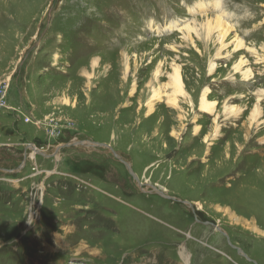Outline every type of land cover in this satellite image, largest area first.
<instances>
[{
  "label": "rangeland",
  "instance_id": "obj_1",
  "mask_svg": "<svg viewBox=\"0 0 264 264\" xmlns=\"http://www.w3.org/2000/svg\"><path fill=\"white\" fill-rule=\"evenodd\" d=\"M204 17L231 28L225 50L182 34ZM254 263L264 0H0V264Z\"/></svg>",
  "mask_w": 264,
  "mask_h": 264
},
{
  "label": "bare ground",
  "instance_id": "obj_2",
  "mask_svg": "<svg viewBox=\"0 0 264 264\" xmlns=\"http://www.w3.org/2000/svg\"><path fill=\"white\" fill-rule=\"evenodd\" d=\"M219 16V15H218ZM196 21V20H195ZM200 31L196 30L195 25L200 22ZM171 22V21H170ZM198 22H194L191 25H186L183 28L182 34H184V36H186V38H189L190 40H192L193 37H191V33H193L194 35L198 36L201 38V40H197L195 39V41L197 40L198 43L204 45V44H219V46L221 47V49H218L219 51H221L222 49L225 50V47H228L230 44L226 43V41L228 40V38L230 37L231 33L230 30L231 28L226 25L225 23H223L220 19L218 18H208V17H204L202 20H199ZM175 23V22H174ZM176 24V23H175ZM170 25V24H169ZM177 25V24H176ZM198 26V25H196ZM176 27V26H175ZM170 28V27H169ZM230 28V30L228 29ZM181 34V35H182ZM188 40V39H187ZM232 40V39H231ZM185 41V40H184ZM233 42H234V46L233 48L235 50L240 49L244 47V44L242 42H240L239 40H237L236 38H233ZM185 43V42H184ZM226 43V44H225ZM193 45V44H192ZM212 45V46H213ZM203 47V46H202ZM207 47V46H206ZM211 47V46H210ZM204 49V48H203ZM252 49V48H251ZM234 50V51H235ZM252 51V50H251ZM219 55V54H217ZM220 56V55H219ZM95 60V58H94ZM243 61V60H242ZM95 63V62H94ZM243 62L239 61L236 64H234L233 66V70L236 73L241 74L242 76L246 77L250 74V71L246 70L243 68V65L241 64ZM93 64V63H92ZM249 69V68H248ZM210 70H213V65L210 64ZM170 78V87L172 89V93L169 94V102L168 103H172L174 105H176V96L177 94L182 95V87H183V82L181 79V74L179 71V68L174 67L173 68V73L172 75L169 77ZM247 78V77H246ZM158 90V89H157ZM155 91V90H154ZM156 97L155 100H159L160 98V94L159 91H156L151 98ZM154 99H151V101H153ZM168 105V104H167ZM214 102H209L207 99V96L202 94L201 98H200V108L203 111L206 112H212L214 109ZM235 106V105H234ZM151 105L148 104V108H150ZM234 107L231 106L229 108V110L231 111ZM226 113V112H225ZM231 113V112H230ZM261 111L259 106L256 104L252 110L250 111V120L251 122H254L257 124V121L259 119V117L261 116ZM250 122V121H249ZM252 124V123H251ZM180 256L181 258L185 261L187 260L188 262V257L189 255L186 254L183 250H180Z\"/></svg>",
  "mask_w": 264,
  "mask_h": 264
},
{
  "label": "water",
  "instance_id": "obj_3",
  "mask_svg": "<svg viewBox=\"0 0 264 264\" xmlns=\"http://www.w3.org/2000/svg\"><path fill=\"white\" fill-rule=\"evenodd\" d=\"M80 145H83V144H81V143H79ZM87 145H90V146H100V147H103V148H107L108 150L110 149L107 145H105V144H96V143H87ZM111 153H112V155L114 156V157H116V158H118L119 160H120V162H122V163H124L125 164V166H126V168H127V170H128V173L132 176V178L137 182V178H136V176L131 172V170H130V168H129V166L125 163V162H123V160L120 158V157H118L111 149L109 150ZM151 190L154 192V193H156V194H158V195H160L161 197H163L164 199H169V200H175V199H173V198H171V197H169V196H167L166 194H164L163 192H161V191H159V190H157V189H155L154 187H151ZM175 201H177V202H180V203H182V204H186L187 202H185V201H179V200H175ZM216 230H218V231H220L219 229H218V227H215V226H213ZM223 235H225L224 233H222ZM226 236V235H225ZM226 239H227V242H228V244L231 246V244H230V242H229V238L226 236ZM232 247V246H231ZM239 254H241V256H243L245 259H247V260H249L248 259V257L245 255V254H243L238 248H234ZM255 264V263H254Z\"/></svg>",
  "mask_w": 264,
  "mask_h": 264
},
{
  "label": "flooded vegetation",
  "instance_id": "obj_4",
  "mask_svg": "<svg viewBox=\"0 0 264 264\" xmlns=\"http://www.w3.org/2000/svg\"><path fill=\"white\" fill-rule=\"evenodd\" d=\"M113 158H114V157H113ZM115 159H116L115 163L118 162V164H120V165L123 164L122 162H120V160H119L118 158H115ZM113 162H114V161H113ZM121 163H122V164H121ZM125 167H126V166H125ZM127 175H128V174H127ZM128 176H129V175H128ZM130 176H131V175H130ZM115 177H116V176H115ZM131 177H132V176H131ZM119 179H120V178H119ZM119 179L116 178V180H117L118 182H120ZM122 188L124 189L125 192L128 191L127 188H126L125 186H123V185H122Z\"/></svg>",
  "mask_w": 264,
  "mask_h": 264
},
{
  "label": "built area",
  "instance_id": "obj_5",
  "mask_svg": "<svg viewBox=\"0 0 264 264\" xmlns=\"http://www.w3.org/2000/svg\"><path fill=\"white\" fill-rule=\"evenodd\" d=\"M5 106V104H3Z\"/></svg>",
  "mask_w": 264,
  "mask_h": 264
}]
</instances>
